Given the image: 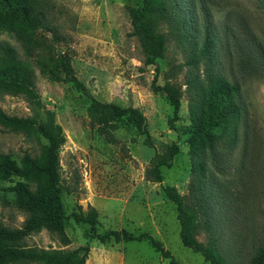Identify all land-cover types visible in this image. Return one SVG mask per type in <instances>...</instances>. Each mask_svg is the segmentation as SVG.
<instances>
[{"label": "rangeland", "instance_id": "374dc122", "mask_svg": "<svg viewBox=\"0 0 264 264\" xmlns=\"http://www.w3.org/2000/svg\"><path fill=\"white\" fill-rule=\"evenodd\" d=\"M46 1L61 37L56 51L69 56L76 79L100 102L139 109L154 147H146L142 131L123 122L112 130L115 143L106 142L89 124V99L72 83L52 82L32 65L33 97L2 94L0 111L7 116L40 118L48 110L61 126L65 142L59 151V164L67 216L65 233L70 244L62 247L43 230L29 236L27 245L46 250L88 245L86 264H168L145 241L115 244L110 239L101 244L91 239L89 225L73 216L87 213L91 206L98 214L97 235L122 230L133 235L148 233L179 264H208L180 241L176 208L163 193L165 187H174L195 212L199 242L209 245L215 240L217 253L226 264H249L257 248L264 245V69L244 77L236 67L233 45H229V55L220 53L217 72L240 84L239 100L246 124L238 128L237 143H221L217 156L208 162L207 180L202 185L204 194L209 195V214L203 215L195 204L197 186L193 187L187 143L190 110L195 102L188 81L195 75L204 79L207 66L203 62L198 67L189 66L184 45L172 35L167 23H161L159 30L166 35L164 57L157 61V72L145 67L139 42L131 35L128 13L139 7L140 0ZM200 5L208 9L225 43L226 32L232 31L238 43L246 38L254 40L264 55V0H196L195 18L202 24L209 18L200 14ZM0 43L10 45L22 61H28L12 33L0 32ZM154 79L157 85L168 83L181 89L176 120H172L173 108L164 93L151 91ZM245 134L247 157H241ZM45 143L39 135L14 133L0 125V154L16 161L25 154L37 157ZM172 144H177L179 153L170 168H160L162 182L147 181L146 170L154 155L163 154ZM14 182L0 183V224L20 228L26 215L15 208L13 195L6 191Z\"/></svg>", "mask_w": 264, "mask_h": 264}, {"label": "trees", "instance_id": "16d2710c", "mask_svg": "<svg viewBox=\"0 0 264 264\" xmlns=\"http://www.w3.org/2000/svg\"><path fill=\"white\" fill-rule=\"evenodd\" d=\"M199 9L201 15L204 13L209 18L202 24L195 18L196 0H140L139 7L129 9L128 13L131 35L139 42L145 67L154 68L157 72V61L164 57L166 35L159 30L161 23H167L171 27L172 35L184 45L189 53V66L198 67L202 62L207 66L204 79L195 75L188 81L195 93V102L190 110V137L187 141L190 145L194 175L193 187L197 186L194 188L195 204L203 215H207L209 195L204 194L202 183L207 180L208 162L217 156L221 143L228 142L230 146L236 144L238 128L241 123L244 126L246 124L244 108L239 100L240 84L229 81L217 72L218 58L220 53L229 55V45L232 44V50L237 53L236 67L245 77L260 73L264 69V55L254 40L246 38L238 43L232 31H229L230 35L226 32L228 37L225 43L213 25L205 5H200ZM2 31L13 34L28 61H22L10 45L0 43V95L21 94L32 98L34 65L48 80L72 83L89 99L86 109L89 124L106 142L115 143L112 130L116 123L123 122L142 131L143 144L146 147H154L150 134L144 128L143 115L139 109L100 102L76 79L69 56L56 51L55 44L61 37L57 27L53 25L51 6L46 0H0V32ZM156 82L155 79L152 81L151 91L164 93L173 108L172 120H176L181 106V89L168 83L160 86ZM0 125L14 133L39 135L46 142L37 157L25 154L16 161L9 155L0 154V183L14 182L16 179L14 185L6 191L13 195L12 203L15 208L26 215L20 228L0 224V264H86L90 252L88 245L72 250H46L26 243L29 236L44 230L56 238L62 247L70 244L65 233L67 216L62 203L64 189L59 164V151L65 142L61 126L55 122L54 116L48 110L40 118L7 116L0 111ZM169 126L174 128L171 121ZM247 144L248 135L245 134L241 157H247ZM178 153L177 144L168 146L163 154L156 153L146 170V180L161 183L160 168H170ZM163 193L176 208L182 245L200 254L204 263L226 264L217 253L215 240L204 245L197 239L196 215L192 206L186 204L185 198L174 187H165ZM73 216L77 221L88 224L93 232L90 238L98 239L101 244L109 242L110 239L115 243L145 241L162 258L167 259L168 264H179L148 233L133 235L122 230L97 235L95 229L98 225V214L91 206L87 213ZM249 264H264V245L257 248Z\"/></svg>", "mask_w": 264, "mask_h": 264}, {"label": "crops", "instance_id": "0c3cea01", "mask_svg": "<svg viewBox=\"0 0 264 264\" xmlns=\"http://www.w3.org/2000/svg\"><path fill=\"white\" fill-rule=\"evenodd\" d=\"M115 243V242H114ZM121 243H124V242H119V243H115V244H121Z\"/></svg>", "mask_w": 264, "mask_h": 264}]
</instances>
